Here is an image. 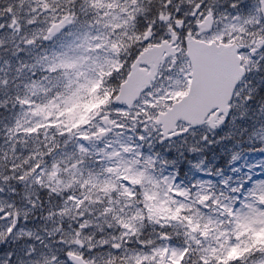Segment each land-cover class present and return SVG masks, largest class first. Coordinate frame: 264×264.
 I'll list each match as a JSON object with an SVG mask.
<instances>
[{"label": "snow or ice", "instance_id": "snow-or-ice-1", "mask_svg": "<svg viewBox=\"0 0 264 264\" xmlns=\"http://www.w3.org/2000/svg\"><path fill=\"white\" fill-rule=\"evenodd\" d=\"M0 264H264V0H0Z\"/></svg>", "mask_w": 264, "mask_h": 264}]
</instances>
